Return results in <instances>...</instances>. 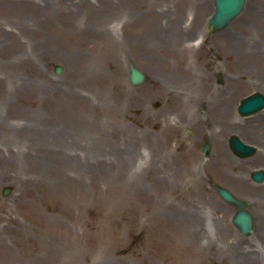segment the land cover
Wrapping results in <instances>:
<instances>
[{
	"label": "rangeland",
	"instance_id": "374dc122",
	"mask_svg": "<svg viewBox=\"0 0 264 264\" xmlns=\"http://www.w3.org/2000/svg\"><path fill=\"white\" fill-rule=\"evenodd\" d=\"M213 10L214 0H0L1 264H224L222 253L232 262L235 254L230 252L237 249L238 240L249 250L264 246V183L250 177L253 169H264V109L242 116L238 98L222 107L221 113L229 112L235 120L229 130L223 113L221 123L227 128L218 140L205 137L185 100L181 113L174 114L178 124L173 127L179 128L177 133L193 129L196 139L187 148L196 155L195 164L183 150L190 136L169 137L173 130L155 119V89L163 85L157 75L175 84L171 78L186 73L168 74L167 69L182 64L185 55L191 56L193 67L198 68L200 54L208 61L201 63L206 69L213 62L223 66L222 83L229 85L234 78L242 85L238 97L264 91V0H248L229 27L212 32L202 50L194 49L192 40L206 35ZM181 27L187 32H180ZM75 28H83L86 37L77 35ZM140 37H146L143 46ZM31 39L37 42L34 51L29 49ZM99 63L108 83L105 99L90 97L85 107L55 94L57 79L77 85L88 77L91 82L92 68ZM131 63L145 68L150 80L132 85ZM59 64L63 70L57 73ZM197 72L206 73L201 67ZM20 110L29 112L32 122L49 127V141L43 146L47 155L56 147L50 144L53 137L65 144V135L76 134L75 142L69 140L70 148L76 146L75 162H48L45 156L44 163L25 162L28 140L20 126L4 118L17 117ZM52 112L85 123L81 129L73 123L67 130L62 126L68 122L51 117ZM232 134L256 144V153L237 156L229 144ZM203 137L213 144L209 157L202 151ZM165 139L168 146L163 147ZM114 143L117 155L110 150ZM224 153L231 161L225 167L219 164ZM127 157L129 172L123 170ZM67 167L73 170L70 179L62 176ZM211 181L230 187L234 181L252 185L253 194L245 195L254 203L257 229L262 230L253 237L236 230L228 214L231 205L224 211L226 204ZM7 186L11 191L5 195ZM169 207L175 219H167ZM179 215L188 226L178 223Z\"/></svg>",
	"mask_w": 264,
	"mask_h": 264
},
{
	"label": "bare ground",
	"instance_id": "6f19581e",
	"mask_svg": "<svg viewBox=\"0 0 264 264\" xmlns=\"http://www.w3.org/2000/svg\"><path fill=\"white\" fill-rule=\"evenodd\" d=\"M205 13H206V11L204 12L203 16L205 15ZM194 22H195V19H194L193 23ZM38 29H37V31L39 32ZM75 29H76L75 33L77 35H80V36L82 35L83 37H86V34H85L83 28H75ZM179 31L182 32L183 34L187 32V30L183 27H181L179 29ZM101 35L105 36V31H101ZM145 39H146V37H140V40H139V43H141L140 46H143V41ZM182 39L183 38H181V36L177 37L178 42H180V40H182ZM243 39H245V38L242 37V38L238 39V41L242 42ZM36 44H37V42H35L34 39H31V42L29 44V49H31L33 51L36 50L38 48V46ZM38 44H39V42H38ZM23 47L24 46L22 45L21 48H23ZM200 48L201 47H199V49ZM233 48L234 47H232V49ZM244 48H246L247 50H259V47H255V46H246ZM145 49L148 50V47L145 46ZM241 50H242V47L238 48V52H241ZM189 51L193 52V50H187L186 52H189ZM186 52H185V54H186ZM235 55L237 56V54H235ZM27 60H30V58H28ZM197 70H198L197 67H193L191 65V56L187 57L185 55L184 62L182 64L172 65V66H169L167 69L168 74H170V72H172V71H180L182 74L186 73L185 76L182 75L184 77H182V78H179V77L171 78L175 84H170L166 79H165V81L162 82V77L166 78V76L161 74V73H159L158 77H160L159 81L163 85L172 86L171 88H169L167 90L170 94H173V96L177 100H189L190 103L188 105L193 107L195 105V103H197V101L200 100V96L203 95L205 88H202V85L207 84V83L209 85L208 75L198 73ZM104 74H105V72L102 69L101 63H99V64L94 65V67L92 68L91 82H90L88 77L83 79V84L78 83L77 85L75 84V82H64V83H62V81H60V79H57V81H56L57 86L55 87V94L58 93L61 95V99H60L61 101H63V100L69 101V102L70 101H80L83 103V105L85 107H87L89 99H91L90 97H94V98L100 97L99 98L100 100L105 99L106 92L104 89L106 88L105 86L108 83H107V78L104 77ZM12 81H17V80L12 79ZM21 82H22V84H24L25 80L21 79ZM113 82L114 81H112V83ZM163 85L160 87V89L166 90ZM232 85L236 86V87L240 86L239 83H237L236 81H233V80H232ZM206 88L208 89V86ZM202 116H203V114L199 113V112H196V114H195L196 119L198 117H202ZM51 117H53L59 121H62V122H68L62 126V128H65L67 130L71 127V125L73 123H77V125H76L77 129H81L82 124L85 123L82 119L79 120V118H75V117H73V115L69 116V118L67 119L66 115L52 112ZM4 118L9 120L8 122L15 123L14 125L20 126V131L23 135V138H24V135L26 136V138L28 140L27 146H28L29 150L25 153L24 161L27 162L28 164L44 163V156H45V158H47L48 162H58V161H65L67 163L75 162L74 158L76 159V157H75V154H73V153H76V146L74 145L72 148H70L69 147V144H70L69 140H70V138H72V139L78 138V136L76 134L70 135L68 133L67 135H65L63 137V139L67 142L65 144L56 143L57 137L56 136L53 137L50 140V144L54 145L56 147L53 149L54 150L53 153H51L50 155H47L46 152H44L45 149H43L44 142L47 143L49 141V138L47 137L48 136L47 130L49 129V127L46 124H44L42 121H39V120L32 122V120L30 118V113L29 112L27 113V111H25V110H20L17 117L13 118V117L5 116ZM76 120H79V121H76ZM201 120H203V119L200 118L197 121V123H199ZM223 120L225 121V124L228 127V129L230 130L232 127L230 122H231V120H235V119L228 112L227 116H225V114L223 115ZM56 126H58V122H57ZM217 126H220L221 129H218ZM226 126L221 125V124H217V125L213 124V127L211 128V131H210L211 136L216 137L219 140V137L222 134H224L223 132L227 128ZM85 133H86V130L83 131L84 135H85ZM75 141H76V139H74V142ZM118 149H119L118 145L116 143H114L110 150L113 154L117 155ZM217 153H219V152L217 151ZM187 154H190L189 155L190 160L193 159L192 162L195 164L197 161V157H195L196 155L192 151H189ZM58 155H61V157H59ZM109 158L112 159V157H109ZM227 162L228 163L231 162L230 157L228 155H226V153H224V155L219 160V164L222 165L223 167H225ZM123 167H124L123 170L128 171V172L132 168V165H131L128 157H127V162L125 163V165ZM125 171H123V172H125ZM210 171H211V169H210ZM139 172L140 171L134 172V175L137 176L139 174ZM72 174H73V170L69 167H67V169L62 171V176L64 177V179H66V178L70 179V176ZM194 177H195V175H194ZM169 208H170L169 209L170 211L167 212V219L172 220L173 216L175 219L176 213L172 210V207H169ZM179 218H180V220H178L179 224H181L182 226H188L189 225V221L184 220L183 216L179 215ZM176 219H178V218H176ZM196 226H198V224H196ZM256 230H262V228L258 227V229H257V224H256L254 232L250 235L251 237H253ZM235 245L237 246V249L232 250L230 252V254L231 253L235 254L234 258L232 259V262L228 260L227 255L223 251H222L223 252L222 254L224 256L222 257V262L227 263V261H228L227 264H261V260L262 259L264 260V246L249 250V248L244 247L243 242L239 241V240L236 242Z\"/></svg>",
	"mask_w": 264,
	"mask_h": 264
},
{
	"label": "water",
	"instance_id": "95a60500",
	"mask_svg": "<svg viewBox=\"0 0 264 264\" xmlns=\"http://www.w3.org/2000/svg\"><path fill=\"white\" fill-rule=\"evenodd\" d=\"M245 4L246 0H215L216 8L213 17L210 20V26L214 28L226 26L233 18L241 13ZM61 70V66L56 68L57 72H60ZM130 78L134 84H138L144 80L145 74L140 68L131 65ZM262 107H264V95L262 93H256L242 101L239 106V111L242 114H249L260 110ZM231 146L233 150L241 156L251 154L255 150V146L245 143L237 136L231 137ZM208 150L209 144H206L204 146V151L207 153ZM253 177L258 181H262L264 179V171H254ZM214 187L226 200L234 202L240 206L244 205L228 189L219 185H214ZM9 190V188L5 189L4 193L7 194ZM233 220L243 233L250 234L252 232L254 219L252 214L247 210H239L235 214Z\"/></svg>",
	"mask_w": 264,
	"mask_h": 264
},
{
	"label": "flooded vegetation",
	"instance_id": "af4514ba",
	"mask_svg": "<svg viewBox=\"0 0 264 264\" xmlns=\"http://www.w3.org/2000/svg\"><path fill=\"white\" fill-rule=\"evenodd\" d=\"M219 40H220V38H219ZM203 53L206 55L209 54V52H203ZM211 53H212V55L216 56L218 60L222 58V57H220V54H218L216 52H211ZM209 70L211 71V76H213L216 79L217 83L215 85H213L211 83H209V85H208V83L202 85V88H205V90L203 92V95L200 96V100L197 101V103H199L200 107L203 109L212 107L213 110L209 111L208 113H206L202 117H198L196 119V121L194 122L197 124L198 127H200V130L202 132L203 131L205 132V134H206L205 137L209 135V132L211 131V128H212L213 121L214 120L219 121V119L221 117L220 116L221 107H223L225 105V103L228 101L226 99V96L224 93H226L227 91L232 92V93H237L240 91L239 87L226 88L221 84L224 75H223L222 69L219 66L213 67V64H211L209 66ZM213 70L216 72V76L213 73ZM207 86H208V89L206 88ZM164 87L166 90L160 89V87L157 90V97L156 98L159 101V104H158L157 109H156L157 116L155 119L159 120L160 124H165V126H164L165 129L174 131L175 128L172 126V115L174 113H179L180 108H182L184 106L185 100H177L173 96V94H170L167 91L172 86H165L164 85ZM164 117L166 118V122L163 121ZM200 118H202L203 120H201L199 123H197V121ZM181 119L184 120L183 115H181ZM183 122H185V121H183ZM218 129H220V128H218ZM162 130L163 129H161V131ZM173 131H169L168 133L171 136L173 134L176 136L181 134L182 135L181 138H184V132L185 131L179 132V133H177L176 131H174V132ZM189 131H191V133L188 134L191 137L190 141H194L196 139V135L194 134V132L192 130H189ZM214 138H216V137H214ZM186 142L188 143V141H186ZM217 150L220 151L221 148L217 147ZM217 150L215 149V151H217ZM234 186L242 192H249V189L245 186H240L238 184H234ZM224 203L226 204L225 209H227L229 204L226 202H224Z\"/></svg>",
	"mask_w": 264,
	"mask_h": 264
}]
</instances>
